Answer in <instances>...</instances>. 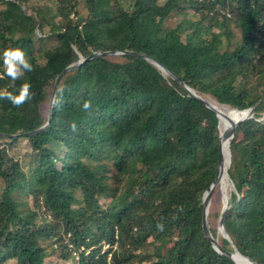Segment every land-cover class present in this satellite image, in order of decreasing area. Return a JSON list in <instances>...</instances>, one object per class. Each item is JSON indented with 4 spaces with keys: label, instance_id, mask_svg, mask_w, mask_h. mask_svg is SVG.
Segmentation results:
<instances>
[{
    "label": "trees",
    "instance_id": "1",
    "mask_svg": "<svg viewBox=\"0 0 264 264\" xmlns=\"http://www.w3.org/2000/svg\"><path fill=\"white\" fill-rule=\"evenodd\" d=\"M30 1L0 0V75L6 49L21 48L33 64L15 82L0 79V89L16 92L29 81L34 93L19 108L0 100V264H53L48 258L58 248L59 259L77 264H234L203 229V196L219 168L213 110L153 62L129 54L95 57L63 73L62 107L50 110L49 99L57 76L80 56L132 50L208 99L248 108L264 96V0H129L128 8L119 0ZM191 8L167 27L173 12ZM262 117L264 100L234 129V187L222 212L237 248L258 264ZM19 139L30 150L15 156L9 147ZM216 214L209 223L219 239ZM219 241L233 250L226 237Z\"/></svg>",
    "mask_w": 264,
    "mask_h": 264
},
{
    "label": "water",
    "instance_id": "2",
    "mask_svg": "<svg viewBox=\"0 0 264 264\" xmlns=\"http://www.w3.org/2000/svg\"><path fill=\"white\" fill-rule=\"evenodd\" d=\"M116 54L140 55V56L147 58L148 60L153 62L158 68H160L163 72L170 74L173 78L177 79L180 82V84L185 87V89L189 92L190 95L194 96L195 98L200 100L202 103H204L208 108L213 110L217 114V116L219 117V122L221 121L219 110H218L217 106H215L210 99L205 98L203 95L199 94L195 89H193L191 86H189L187 83H185L184 80H182L174 71L170 70L167 66L162 64L160 61L156 60L155 58H153V57H151L145 53H141L138 51H132V50H101V49H99L97 51L92 52L91 54H89L86 57L80 56V58L77 62H74V63L68 65L64 69V71L57 76V78L55 80L54 88L52 91V100L50 103V110L52 109V101H53V98L56 97L59 80H60L61 76L63 75V73H65L69 70H72V69L80 66L82 63L86 62L87 60H91L95 57L106 56V55L110 56V55H116ZM262 100H264V96L260 100H258L256 102V104H254L248 108H244V109L232 108L234 111H236L237 113H240V114L234 120H232L231 127L227 132H225V133L220 132L219 168H218L217 175H216L215 179L213 180V182L211 183V185L206 190V192L204 193V196H203V201H204L203 229H204L205 235L211 239L214 247L219 252L225 253L228 257H230L233 260L234 264H237L235 259L238 256H240L241 258H243L245 260H248L251 264H258V262L256 260H254L253 258H251L250 256L242 253L237 248V246L233 242V239L231 238V236H230V234H229V232L225 226L224 214H222L220 216L219 230L223 234V236L226 237L231 242V244L233 246V250H225L224 247L221 245L219 239L217 237L213 236V233H212L211 228H210V223H209L210 199H211L213 192L215 191V188L221 183V179L224 176V174H227V176H228L227 185L229 184L230 175H229L228 170L231 166V140L234 137V129H235L236 125L238 123H240L241 121L245 120L246 118L252 117L255 113L256 107L261 103ZM49 123H50V121H48L46 125H48ZM46 125L38 128L36 130L30 131L29 133L30 134L35 133V132L41 130L42 128H44ZM219 126H220V124H219ZM224 137H226L228 140V159L227 160H225L223 158V151H222V143H223L222 140ZM224 196H225V194H224ZM228 205H229V203L226 201L222 212H225Z\"/></svg>",
    "mask_w": 264,
    "mask_h": 264
},
{
    "label": "clouds",
    "instance_id": "3",
    "mask_svg": "<svg viewBox=\"0 0 264 264\" xmlns=\"http://www.w3.org/2000/svg\"><path fill=\"white\" fill-rule=\"evenodd\" d=\"M3 61L4 75H0V79H3L4 76H7L11 81L15 82L16 80L21 79L25 72L33 71V64L31 63L30 58L21 48L6 49L3 54ZM12 86L14 85H10L9 87ZM31 89L32 85L29 81L22 83L16 92L9 91L7 89H0V100H7L13 106L19 108L34 98V93ZM62 105V97L58 96L53 98V108H60ZM81 107L83 111H89L92 108V101L85 100ZM69 127L73 132L77 131L76 122H72ZM229 184L234 187L231 176ZM163 227L164 225L162 223L157 225L158 230H163Z\"/></svg>",
    "mask_w": 264,
    "mask_h": 264
},
{
    "label": "rangeland",
    "instance_id": "4",
    "mask_svg": "<svg viewBox=\"0 0 264 264\" xmlns=\"http://www.w3.org/2000/svg\"><path fill=\"white\" fill-rule=\"evenodd\" d=\"M42 1L41 0H31L30 4L31 5H39ZM119 2L121 4H124L125 7H130V3L129 0H119ZM87 10L84 9L82 11V18H84V14L86 15ZM193 13V9H186V11L184 13H178V12H173L167 19L166 21V25L167 27H172V26H176L178 25L180 22H182L183 19H185V17L190 16ZM166 28V27H165ZM112 56V55H110ZM204 96V95H203ZM205 97V96H204ZM207 98V97H205ZM52 100V94L50 96L49 99V107H50V103ZM261 119H264V117H262ZM29 142L26 139H19L18 141H15L12 143V145L10 144V150L11 152L15 155V156H22L24 153L28 152L29 149ZM65 150V149H64ZM233 187L228 184L227 187L222 188V186H217L215 188V191L213 192L211 199H210V209H209V213H211V211H217L216 216L213 217V225L217 231V235L219 236V239L222 238L223 234L220 232L219 230V226H220V216L222 215V210L225 206V202L229 201V193L230 190ZM225 191V192H224ZM225 196H224V194ZM31 200V199H30ZM224 237V236H223ZM60 249L58 248L57 251H52L51 253V257L48 258V261H52L53 264H77L76 262V258L73 257V259H70L68 261H63L62 259H59V251Z\"/></svg>",
    "mask_w": 264,
    "mask_h": 264
},
{
    "label": "bare ground",
    "instance_id": "5",
    "mask_svg": "<svg viewBox=\"0 0 264 264\" xmlns=\"http://www.w3.org/2000/svg\"><path fill=\"white\" fill-rule=\"evenodd\" d=\"M211 101L215 106H217L219 113H220V118H221L220 126H219L220 131H221V133H225L230 129L232 120H234L240 113H237L232 108H227L223 105H220L213 100H211ZM222 142H223L222 143L223 158L225 160H227L228 159V140H227V138L224 137ZM227 179H228L227 174H224V176L221 179V183L219 184V186H222L225 189V187H227V181H228ZM235 260H236L237 264H251L248 260H245V259L241 258L240 256L236 257Z\"/></svg>",
    "mask_w": 264,
    "mask_h": 264
}]
</instances>
